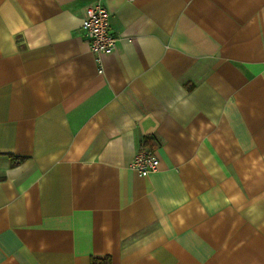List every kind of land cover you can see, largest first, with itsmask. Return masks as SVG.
Here are the masks:
<instances>
[{
    "label": "crops",
    "instance_id": "crops-1",
    "mask_svg": "<svg viewBox=\"0 0 264 264\" xmlns=\"http://www.w3.org/2000/svg\"><path fill=\"white\" fill-rule=\"evenodd\" d=\"M106 257L264 264V0H0V264Z\"/></svg>",
    "mask_w": 264,
    "mask_h": 264
},
{
    "label": "built area",
    "instance_id": "built-area-1",
    "mask_svg": "<svg viewBox=\"0 0 264 264\" xmlns=\"http://www.w3.org/2000/svg\"><path fill=\"white\" fill-rule=\"evenodd\" d=\"M81 29L94 56L97 73L102 74V58L114 50L116 37L110 32L108 12L101 3L95 2L86 7ZM156 164L157 159L153 152L142 147L133 156L129 168L135 170L140 176H146L156 170Z\"/></svg>",
    "mask_w": 264,
    "mask_h": 264
},
{
    "label": "trees",
    "instance_id": "trees-1",
    "mask_svg": "<svg viewBox=\"0 0 264 264\" xmlns=\"http://www.w3.org/2000/svg\"><path fill=\"white\" fill-rule=\"evenodd\" d=\"M90 264H110L109 257L103 259H92Z\"/></svg>",
    "mask_w": 264,
    "mask_h": 264
}]
</instances>
